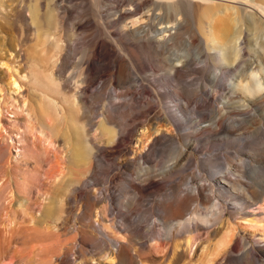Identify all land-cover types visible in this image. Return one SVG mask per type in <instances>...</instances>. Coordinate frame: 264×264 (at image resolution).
Segmentation results:
<instances>
[{"label": "bare ground", "instance_id": "1", "mask_svg": "<svg viewBox=\"0 0 264 264\" xmlns=\"http://www.w3.org/2000/svg\"><path fill=\"white\" fill-rule=\"evenodd\" d=\"M77 1L34 0L28 7L29 14L19 11L21 32L32 27L34 33L30 37L25 36V48L18 52L25 63L18 72L12 70L8 78L9 98L17 101L25 113L26 128L40 135L49 132L48 141L62 144V150L54 154L48 168L54 176L56 192L50 203H57L60 209L53 211L48 207L42 217L33 215L25 196L17 193L16 184L11 183L10 174L6 171V180L0 188V222H4L6 217L10 223L17 222L19 216L27 217L35 226L14 230L24 246L52 238L42 226L44 220L49 217L53 228L61 225L62 195L72 190L80 194L84 187L90 189L86 196L97 208L95 220L86 216L88 228L95 233L91 240L101 241L99 235L104 232L111 238L110 242L105 241L107 248L102 251L109 264H185L181 260L183 253L186 252L188 257L195 248L200 253L192 263L212 264L215 256L230 250L226 247L231 237L225 231L215 243L201 242L197 240L199 234L196 230L201 225L212 227L214 219L223 217L225 207L214 203L216 209L209 212L212 217L208 213L197 212H189V215L192 199L178 197L165 205L173 219L171 225L165 232L151 227L149 243L135 233L125 236L122 232H127L124 226L109 222L106 215L113 210L109 190H102L100 183L88 176L105 164V156L111 155L117 165L118 158L122 157L125 162L150 171L145 178L135 177L129 182L140 195H144L146 189L170 183L168 176L194 159L198 140L204 135L209 138L220 132L225 118H229L227 126L239 125L236 119L228 117L234 105L246 110L251 104L264 102V0ZM39 5L44 9L43 13ZM99 38L107 41L100 53L97 49ZM136 47L168 54L170 64L165 81L172 79L177 84L174 91L165 90L164 96L173 93L175 98V102L166 106V111L160 106L148 114L144 108L137 109L141 100L137 96L138 85L135 88L133 82L144 85L136 76L135 66H131L132 62L128 60L134 59ZM78 48L79 57L72 62ZM95 55L98 59L93 63ZM212 59L221 66L218 74H224L225 70L232 73L225 86L227 93L224 100L216 104L210 122L193 119L186 125V113H195L199 108L193 102L199 91L194 90L193 85L191 88V82L185 81V75L196 73L199 62L208 66ZM68 67H72L71 71ZM130 69L135 70L136 78L127 84L133 83V86L129 85L133 90L127 85V92L121 94L122 88L117 91L115 87L124 80V76L127 77ZM106 71H109L107 78ZM97 82L99 84L91 89ZM179 84L182 91L186 89L189 92L187 96L181 87H177ZM156 93H152V101L146 102L150 108L157 103L154 100V96L159 97ZM174 113H179L180 117ZM140 116L144 118L135 121ZM129 121L130 129L127 128ZM212 129L213 132L210 131ZM20 130L18 125L17 132ZM186 135L191 139L183 144L180 136ZM124 138L128 141L120 144ZM163 143L172 146V163L160 171L143 166L151 159L156 146ZM17 144L15 142V147ZM225 180L219 177L217 187L224 188L227 185ZM207 188L205 183H200L193 190L202 196ZM4 190H8L7 195H4ZM8 194L14 195V199L9 201L14 200L17 206L14 209L4 203ZM209 198L212 199L213 194H209ZM5 209L7 216L2 217ZM230 209H234L233 206ZM139 231L137 228L136 232ZM7 244H11L9 237ZM35 248L33 244L30 252L21 259L26 258L28 264H50L49 253L43 257L39 254L38 260ZM93 259L79 260L78 263L74 259L73 264H93ZM66 260L67 257H62L58 262L64 264ZM155 260L161 262L155 263ZM96 264L101 263L97 260Z\"/></svg>", "mask_w": 264, "mask_h": 264}, {"label": "rangeland", "instance_id": "2", "mask_svg": "<svg viewBox=\"0 0 264 264\" xmlns=\"http://www.w3.org/2000/svg\"><path fill=\"white\" fill-rule=\"evenodd\" d=\"M32 2L34 3V0H0V188L6 180L4 173L8 171L11 183L16 184L17 193L25 196L33 215L42 217L48 207L55 211L60 206L57 203H50V198L54 197L56 192L53 185L54 176L49 173L48 168L54 154H59L62 150V144L59 145L53 140L48 141L49 132L47 135H40L26 128L25 113L18 107L17 101L9 98L10 86L8 85L10 72L12 70L18 72L25 63L24 58L22 60L18 56L20 49L22 51L25 48L24 38L34 33L32 27L26 32L23 30L21 32L22 22L18 15L20 10L26 15L29 14L28 7L32 5ZM40 7L42 6L39 5ZM43 11L44 9L40 8V12L43 13ZM79 43L80 40L77 45ZM106 43L104 38L98 39L99 53L105 48ZM79 52L80 48L74 54L72 62L77 60L73 59L79 57ZM134 55V59L128 60L132 62L131 66H135L136 76L144 86L134 81L136 76L131 67L126 74L128 79L124 76V80L115 87L116 90L121 87L125 91L121 89L119 93L125 94L128 90L127 85H134L135 88L138 85L137 96L141 100V105L139 104L137 109L144 108L146 114L159 106L165 110L167 105L175 102V98L173 93H169L168 96H164V93L168 89L170 92L174 91L177 84L172 79L169 82L165 81L170 64L168 54L136 47ZM95 57L93 63L98 59V55ZM196 66L197 72L186 74L185 81L187 79V82H191V88L193 85L194 90L198 89V95L194 97L196 100L193 102L195 101L199 108L195 113L194 111L186 113V125L193 119H199L198 121H205V123L212 120L216 104L224 100L227 93L225 86L232 74L226 70L224 74L221 72L218 74L221 66H218L213 59L208 66L200 62ZM67 69L70 70L72 67ZM130 73H133V76ZM108 74L109 71H106V78ZM130 80L134 81L133 85L131 82L127 84ZM98 84V82L95 83L91 89ZM181 86L177 85V87ZM180 90L182 91V87ZM156 91L159 92L156 93ZM182 92H185V96L189 94L186 89ZM152 93H156L159 97L154 96L157 103L150 108L146 102L150 99L152 101L154 95ZM191 105L189 108H192ZM174 114L180 117L179 113ZM228 117L236 119L239 122L236 124L239 125L227 126L229 118H225L224 127L215 136L205 138L203 134V139L198 140L197 148L193 153L194 159L183 168H178V171L172 172L168 176L170 183L146 189L143 191L144 195H140L129 185V182L135 177L145 178L150 171L138 165H131L122 157L118 158L117 165L111 155L105 156V164L98 166L88 177L97 180L102 190L106 188L109 190L110 203L113 206L112 212L106 215L107 219H110L109 222L116 226H124L127 232H122L125 236L135 233L150 243L151 227L165 232L171 225L173 219L170 217V209L165 208V205L172 200L188 196L192 199L189 202L188 214L189 212L190 214L192 212L208 213L209 217H212L209 212L216 209L214 205L216 203L226 208L223 217L220 220L213 217L215 223L212 227L201 225V228L196 230L199 234L197 240L201 242L208 240L215 243L225 231H228L231 237L226 247L230 250L215 256L212 264H264V102L251 104L246 110L239 109L238 104L234 105ZM140 118L144 117L140 116L135 121ZM129 122L128 129L131 128V122ZM18 125L21 128L20 132H17ZM210 131L213 132V129ZM190 139L188 135L180 136L183 144ZM127 141L128 139L124 138L120 144L124 145ZM15 142L18 143L16 147ZM173 153L169 143L157 145L151 159L143 166L160 171L172 163ZM219 177L227 179L225 180L227 185L225 184L224 188L216 185ZM200 183H205L208 188L213 189V192L207 188L202 196H198L193 187ZM89 190L83 187L80 194L76 190L69 191L68 194L64 192L60 218L62 224L53 228L49 217L44 220L42 226L45 227V232L52 235V238L33 243L36 247V259L39 260L41 257L39 254L43 257L48 252L50 264H59L58 259L62 257H67L64 264H73L74 259L78 263L79 260L90 258H94L91 261L93 264H96L97 260L101 264L110 263L102 252L107 248L105 241L111 240L108 234L106 232L100 234L101 241L91 240L95 233L88 228L86 216H91L95 220L94 214L97 208L86 196ZM7 191L4 190V195H7ZM209 194H213L212 199L209 198ZM194 196L195 200H193ZM10 199H14V195L8 194L6 198L4 197V203L13 209L16 208L14 200L10 203ZM97 205L100 206V204ZM230 206L234 209H230ZM6 211L7 209L4 210L2 217L7 216ZM16 214L19 215L18 212ZM6 218L4 222H0V264H28L25 261L26 258L21 259V257L30 252L33 244L24 246L14 230L35 225L27 217L24 219L19 216L15 223L6 221ZM137 228L140 229L139 233L136 232ZM8 237L11 239V244H7ZM102 238L107 240L102 241ZM150 248L153 249V247ZM153 252L157 254L156 250ZM199 253L200 250L196 251V248L188 257L184 252L181 260L185 264H195L192 261L196 260ZM160 262L155 260V263Z\"/></svg>", "mask_w": 264, "mask_h": 264}]
</instances>
